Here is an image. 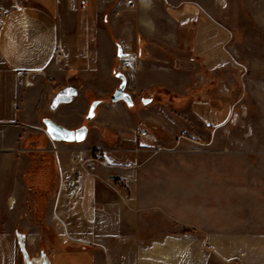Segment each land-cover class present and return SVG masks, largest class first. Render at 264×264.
Segmentation results:
<instances>
[{
  "label": "rangeland",
  "instance_id": "1",
  "mask_svg": "<svg viewBox=\"0 0 264 264\" xmlns=\"http://www.w3.org/2000/svg\"><path fill=\"white\" fill-rule=\"evenodd\" d=\"M135 3L128 5L133 12ZM98 4L91 1L83 16H92ZM151 13L161 30L147 34L135 18L119 20L106 11L99 28L92 25L89 47L61 61L68 67L55 88L76 89L78 97L46 118L88 127L87 139L73 143L84 153L81 161H110L121 150L136 165L146 188L142 201L161 204L147 213L150 226H161L159 234H205L204 226L221 214L220 201L231 221L264 219V195L253 193L264 192V0H158ZM118 73L127 78L132 107L111 101ZM28 138L19 171L25 203L42 219L40 204L55 206L61 197L79 202L73 190L81 179L62 175L58 143L43 121ZM236 184L243 187L238 206L230 194ZM112 186L123 187L113 180ZM225 186L226 199L219 195ZM21 224L12 227V239L30 230Z\"/></svg>",
  "mask_w": 264,
  "mask_h": 264
},
{
  "label": "crops",
  "instance_id": "2",
  "mask_svg": "<svg viewBox=\"0 0 264 264\" xmlns=\"http://www.w3.org/2000/svg\"><path fill=\"white\" fill-rule=\"evenodd\" d=\"M127 1H98L93 15L86 18L83 14L90 11L91 2L83 10L80 0L65 9L57 0H0L6 13L0 31V264H24L17 236L12 239L10 232L25 222L30 229L23 233L29 254L38 257L44 250L51 264H264V219L250 224L231 221L222 214L227 208L220 200L221 214L204 226L205 234L178 230L159 234L161 226H150L147 213L161 204L142 201L146 188H140L141 172L126 162L121 150L115 151L113 160L96 164L81 161L84 153L76 144L56 142L62 175L70 171L81 179L74 184L83 182L79 202L70 204L61 197L55 206L40 204L45 211L42 219L35 215L34 205L25 203L26 187L19 169L28 133L48 111L66 105L51 107L63 89H56L55 81L68 67V62L61 61L89 47L92 25L99 28L106 11L119 20L135 18L143 33L161 30L151 13L158 0H136V12ZM112 180L123 187L112 186ZM241 192L238 184L234 192L230 190L237 206ZM253 193L264 195L263 191ZM228 194L226 186L221 188V197L226 199ZM263 208L259 217H264Z\"/></svg>",
  "mask_w": 264,
  "mask_h": 264
},
{
  "label": "water",
  "instance_id": "3",
  "mask_svg": "<svg viewBox=\"0 0 264 264\" xmlns=\"http://www.w3.org/2000/svg\"><path fill=\"white\" fill-rule=\"evenodd\" d=\"M123 49L119 45L118 56H123ZM117 77L121 80V84L116 89L114 94L111 96L113 103L125 102L128 107L134 105L132 96L126 91L127 78L123 73H118ZM78 97L76 89L64 88L60 90L52 100V109L56 110L61 104L72 103ZM102 101L98 100L92 103L87 119L93 120L96 116V109L100 106ZM43 123L46 127V133L50 139L54 142H63L67 144L82 143L84 142L89 133L87 126H82L77 129L67 128L51 118H45ZM19 249L22 253L24 264H51V261L47 253L43 250L40 252L38 257H31L26 247V235L20 232L16 233Z\"/></svg>",
  "mask_w": 264,
  "mask_h": 264
},
{
  "label": "built area",
  "instance_id": "4",
  "mask_svg": "<svg viewBox=\"0 0 264 264\" xmlns=\"http://www.w3.org/2000/svg\"><path fill=\"white\" fill-rule=\"evenodd\" d=\"M17 1H27V0H17ZM75 0H57V4L60 6L61 9H65L67 4L74 2ZM93 0H80V5L81 8L83 10L88 9L90 2ZM97 1H104V0H97ZM127 4L130 7H135L136 3L135 0H128ZM5 19H6V13L4 11V9L2 7H0V31L3 28L4 24H5ZM141 137H146L147 133L146 132H141V134L139 135ZM83 187V182L82 181H78L76 183V186L74 187L73 190V195H78L81 192V189Z\"/></svg>",
  "mask_w": 264,
  "mask_h": 264
}]
</instances>
